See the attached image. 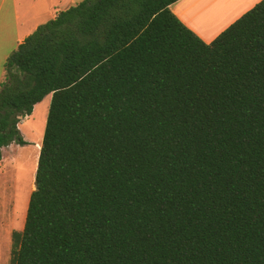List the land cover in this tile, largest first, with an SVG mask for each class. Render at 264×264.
I'll list each match as a JSON object with an SVG mask.
<instances>
[{
	"label": "trees",
	"instance_id": "obj_1",
	"mask_svg": "<svg viewBox=\"0 0 264 264\" xmlns=\"http://www.w3.org/2000/svg\"><path fill=\"white\" fill-rule=\"evenodd\" d=\"M179 0H83L4 64L2 149L51 95L10 264H264V0L211 43Z\"/></svg>",
	"mask_w": 264,
	"mask_h": 264
},
{
	"label": "crops",
	"instance_id": "obj_2",
	"mask_svg": "<svg viewBox=\"0 0 264 264\" xmlns=\"http://www.w3.org/2000/svg\"><path fill=\"white\" fill-rule=\"evenodd\" d=\"M83 0H0V85L4 80V64L10 54L32 34L40 25L52 20L56 13L65 11ZM262 0H179L169 6L170 11L203 42L209 44L231 24L251 10ZM48 97V98H47ZM34 106L31 116L24 118L18 129L26 142L25 145L11 144L2 149L0 162V189L3 185L4 174L9 170L17 172L16 159L24 153L34 161V171L37 168L41 143L46 125V116L50 105L51 95ZM43 107L42 126L35 128L32 116L37 109ZM28 137L34 139L29 142ZM37 148V149H36ZM7 150V153H6ZM7 154V155H6ZM17 157V158H16ZM35 189L32 184L31 191ZM4 191V190H3ZM2 198L3 192H0ZM5 207V204H4ZM7 214V213H6ZM26 214L19 222V230L24 228ZM15 219H2L0 223V264H10L12 234L15 232ZM14 222V223H13Z\"/></svg>",
	"mask_w": 264,
	"mask_h": 264
},
{
	"label": "rangeland",
	"instance_id": "obj_3",
	"mask_svg": "<svg viewBox=\"0 0 264 264\" xmlns=\"http://www.w3.org/2000/svg\"><path fill=\"white\" fill-rule=\"evenodd\" d=\"M47 98H44L46 101L42 105H45V103H47ZM43 107L41 106L40 108H38L37 112L34 113V116L31 117L32 120L35 121V128L38 130L42 126ZM26 133L29 135V132H25V136H27L28 138L27 140H30L29 142L34 143V139L28 137ZM27 154L28 153L26 152L19 158L16 157V161L18 162H16V165L14 166L17 167L18 170L17 172L14 170H9L3 175L4 178L2 188H4V191L0 189V192H3V196L2 198H0V223L6 216L8 217V220L15 219V223L13 222L15 224V232H18L20 228L18 227L20 224L19 222L22 221L24 214H26L29 198L32 192V184L35 181L36 170L34 171V161L31 156Z\"/></svg>",
	"mask_w": 264,
	"mask_h": 264
}]
</instances>
